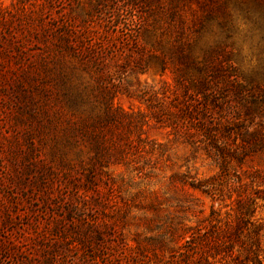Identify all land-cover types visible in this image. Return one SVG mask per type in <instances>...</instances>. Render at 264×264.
Wrapping results in <instances>:
<instances>
[{"label":"rangeland","instance_id":"374dc122","mask_svg":"<svg viewBox=\"0 0 264 264\" xmlns=\"http://www.w3.org/2000/svg\"><path fill=\"white\" fill-rule=\"evenodd\" d=\"M167 2L0 0V52L9 51L0 53V264H178L188 234L235 221L237 186L230 184L249 190L247 173L264 167V150L242 163L231 159L219 192L207 195L190 185L218 173L201 144L164 122L123 136L120 126L91 123L103 113L105 94L114 107L148 113L151 94L160 99L174 89L175 66L162 72L157 58L169 56L179 27ZM198 13L195 1L179 11L181 38L198 59L217 47L230 52L228 65L263 107L264 6L245 13L230 5L224 25L220 16L196 31ZM64 18L106 47L105 64L86 54L58 62L52 30ZM60 73L80 105H68ZM86 125L102 137L95 135L99 149ZM255 219L264 223L263 202Z\"/></svg>","mask_w":264,"mask_h":264},{"label":"trees","instance_id":"16d2710c","mask_svg":"<svg viewBox=\"0 0 264 264\" xmlns=\"http://www.w3.org/2000/svg\"><path fill=\"white\" fill-rule=\"evenodd\" d=\"M136 1L131 0V3L136 4ZM192 1L196 2L199 12L192 19L196 31L220 16L221 25H224L225 17L230 15V5L245 13L264 6V0H168L166 7L169 15L178 16L179 27L169 56L162 54L157 58L162 72L169 63L175 66L177 78L174 89L166 90L160 99L151 94L148 113L140 110L128 112L121 106L114 107L112 94H105L103 113L92 118L91 123L103 121L112 129L120 126L124 131L119 136L129 132L131 127L140 133L142 126L150 121L166 123L189 142L201 144L216 162L218 173L190 184L192 189L201 193L216 195L218 187L226 179L223 174L229 171L231 159L242 163L243 157L250 152L264 150V106L258 104L262 98L240 82L236 67L228 65L230 52L217 47L215 54L206 53L198 59L193 52L194 44L181 38L185 19L179 11L189 8ZM45 17L39 14V21L43 22ZM74 26L70 19L64 18L52 30L58 62L67 54H86L96 65H99L96 62L99 58H102L100 65L105 64L104 59L108 56L106 47L95 46L90 42L91 37L82 36ZM3 49L0 53L9 52ZM189 72L191 74L186 76ZM61 73L58 82L59 86L65 87L63 95L68 105L71 108L80 105L82 99L67 90V76ZM102 93L104 95V89ZM87 123L83 121L82 124ZM87 128L88 125L86 132L90 140L99 149L97 136H101L94 131L89 132ZM247 174L251 177L249 190H241L239 181L230 184L237 186L234 206L230 208L235 214V221L225 224L226 227L220 231L209 223L204 231L198 228L197 232L188 234L186 240L178 245V254L174 257L178 264H263L264 223L255 219V209L259 202L264 203V167ZM211 210L210 215H213Z\"/></svg>","mask_w":264,"mask_h":264}]
</instances>
